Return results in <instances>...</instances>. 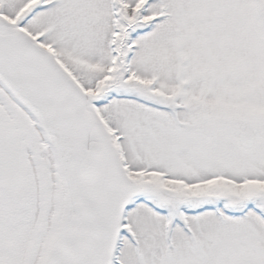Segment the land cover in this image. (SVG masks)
<instances>
[{"label": "snow or ice", "instance_id": "1", "mask_svg": "<svg viewBox=\"0 0 264 264\" xmlns=\"http://www.w3.org/2000/svg\"><path fill=\"white\" fill-rule=\"evenodd\" d=\"M0 264H264V0H0Z\"/></svg>", "mask_w": 264, "mask_h": 264}]
</instances>
